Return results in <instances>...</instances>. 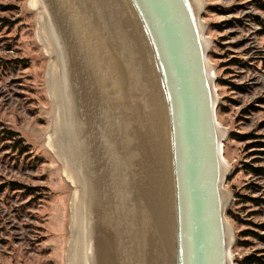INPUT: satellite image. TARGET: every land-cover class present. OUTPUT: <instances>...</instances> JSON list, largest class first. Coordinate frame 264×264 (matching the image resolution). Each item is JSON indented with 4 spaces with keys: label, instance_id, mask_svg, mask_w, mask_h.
<instances>
[{
    "label": "water",
    "instance_id": "water-1",
    "mask_svg": "<svg viewBox=\"0 0 264 264\" xmlns=\"http://www.w3.org/2000/svg\"><path fill=\"white\" fill-rule=\"evenodd\" d=\"M29 7L50 60L47 147L73 188L65 264H234L202 0Z\"/></svg>",
    "mask_w": 264,
    "mask_h": 264
},
{
    "label": "rangeland",
    "instance_id": "rangeland-1",
    "mask_svg": "<svg viewBox=\"0 0 264 264\" xmlns=\"http://www.w3.org/2000/svg\"><path fill=\"white\" fill-rule=\"evenodd\" d=\"M257 4L264 0H202L217 120L226 130L223 155L230 169L223 187L231 195L225 216L234 264L264 251V240L248 234H264L255 228L264 224V174L246 168H264V148L248 149L252 141L238 138L251 134L264 143V11ZM36 20L29 0H0V264L66 263L73 188L47 147L50 60L37 41Z\"/></svg>",
    "mask_w": 264,
    "mask_h": 264
},
{
    "label": "trees",
    "instance_id": "trees-1",
    "mask_svg": "<svg viewBox=\"0 0 264 264\" xmlns=\"http://www.w3.org/2000/svg\"><path fill=\"white\" fill-rule=\"evenodd\" d=\"M257 7H258V9L264 11V4H257ZM256 23L260 26L263 25V23L261 21H259V19H257ZM261 30H263L262 32H264V28H261ZM234 88L239 89V87H237V86H234ZM238 138L242 142L252 141L250 144H248V146H247L248 149L264 148V143L256 142L257 138L254 135L248 134V135H244V136H241ZM246 168H247V170H249L250 172H252L253 174H256V175H263L264 174V168L253 167L252 165H246ZM246 200H249L250 202L255 203L257 206H259L262 203V201L255 200V199H246ZM255 228L264 231V224L256 225ZM248 234L250 236H252L253 238H258L259 240H264V234L256 233V232H251ZM243 263L244 264H264V251H259V252L253 253L251 256L246 257L243 260Z\"/></svg>",
    "mask_w": 264,
    "mask_h": 264
},
{
    "label": "bare ground",
    "instance_id": "bare-ground-1",
    "mask_svg": "<svg viewBox=\"0 0 264 264\" xmlns=\"http://www.w3.org/2000/svg\"><path fill=\"white\" fill-rule=\"evenodd\" d=\"M48 61V60H47ZM62 99H63V101L65 102V101H67L68 100V97L66 96V94L65 93H62ZM69 113V115H70V112H68ZM69 116H67V120H68V124H70V122H69ZM67 124V125H68ZM68 215H69V213H68ZM76 216H77V214H76ZM76 221H77V218L75 217V223H76ZM75 223H74V225H75Z\"/></svg>",
    "mask_w": 264,
    "mask_h": 264
}]
</instances>
